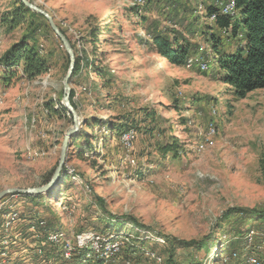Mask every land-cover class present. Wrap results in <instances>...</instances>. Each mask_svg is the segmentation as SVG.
I'll return each mask as SVG.
<instances>
[{"label": "rangeland", "instance_id": "1", "mask_svg": "<svg viewBox=\"0 0 264 264\" xmlns=\"http://www.w3.org/2000/svg\"><path fill=\"white\" fill-rule=\"evenodd\" d=\"M16 1L0 0V16ZM28 1L52 18L73 66L77 57L88 65L67 78L75 125L63 105L70 57L47 18L37 13L31 29L0 22V191L44 186L74 129L50 188L0 199L4 211L15 209L22 219L5 228L0 216V232L27 237V223L38 219L71 245L85 233L121 238L113 259L98 260L85 247L67 264H264V88L236 98L203 56L209 46L200 33L189 35L212 23L206 6L229 0ZM31 30L47 72L4 81L3 56ZM151 32H175L196 45L190 65H169L149 45ZM222 44L228 51L236 45L224 37ZM90 65L101 67L104 78ZM124 120L133 128L111 133ZM126 133L133 136L129 146L121 141ZM171 136L182 151L161 158L156 146ZM171 239L201 247L178 249L169 261ZM28 244L22 238L12 251L0 246V264H65L55 247L46 248L55 249L46 259L43 248L31 251Z\"/></svg>", "mask_w": 264, "mask_h": 264}, {"label": "trees", "instance_id": "2", "mask_svg": "<svg viewBox=\"0 0 264 264\" xmlns=\"http://www.w3.org/2000/svg\"><path fill=\"white\" fill-rule=\"evenodd\" d=\"M234 2L236 8L234 16L219 13L214 4L206 6L204 9L206 15L215 12V19L211 24L206 23L199 31L191 30L189 35L193 37L196 33H200L202 45L209 46L208 51L202 52L203 56L212 61L215 66L214 71L220 81L232 90L233 95L236 98H244L248 93L264 88V0H234ZM37 15L25 7L20 0H17L10 12L0 16V22L8 29L17 25H26L27 28L31 29L34 25L33 19ZM149 35L151 39L149 45L171 66L184 67L197 49L196 45L183 38L182 35L175 34V32H151ZM167 35H171V38H168ZM223 37L236 43L233 50L225 49L222 44ZM1 63L4 69L1 77L4 81H10L18 73L28 79H34L48 70V62L41 55L36 45L33 30L25 33L6 51ZM87 65V61L83 63L82 58L77 57L72 71L73 77L79 75L84 67L87 69ZM90 67L100 78H104V70L101 67H94L93 65ZM71 97L72 95L70 100ZM144 116L151 118L152 114L144 111ZM126 121L124 120V123L121 122L119 126L114 128L112 126L111 129L115 130V133L113 131L111 133L120 136L133 128V125ZM180 121L183 122V120ZM78 139H72L71 145L78 146ZM181 151V146L173 136L169 141L156 146V153L161 158H165L169 154L172 158H177ZM260 168L264 173V155L260 159ZM237 210L239 209H234L232 212L237 213ZM240 211H245L246 214L255 213L241 209ZM261 217L264 219V214ZM168 244H170L168 247L169 261L174 260V252L178 249L201 247L199 243L194 241L187 242L174 239H171ZM47 247L51 246H45L43 254L45 257L47 255V258L52 257L55 249L50 248L49 251L45 252ZM99 263L102 264V262Z\"/></svg>", "mask_w": 264, "mask_h": 264}, {"label": "bare ground", "instance_id": "3", "mask_svg": "<svg viewBox=\"0 0 264 264\" xmlns=\"http://www.w3.org/2000/svg\"><path fill=\"white\" fill-rule=\"evenodd\" d=\"M216 7L218 8L219 13H221L223 15L234 16L236 14V8H235L234 0H229L225 3L218 4ZM210 17H211V21H213L216 17L215 12L212 13L210 15ZM190 62H191V59L188 60L187 66L190 65ZM132 138H133V136L130 133H126L122 136L121 141L123 142V145L129 146V143H130ZM5 203H6L5 201L0 203V216L3 218L2 220H3L4 227L9 228L8 224L11 221H13V219L15 217H17V219L14 220V222H13V224L15 223V225H16V223L21 222L22 219L19 217V214L15 209H11L10 211H4V207L6 205ZM8 214H12L13 217L12 218L8 217ZM23 221H25V220H23ZM27 224L28 225H27L26 229L23 231L24 232L23 235L31 236V241H33V242L30 244L34 245L33 248L31 249V251L41 252V250H43L42 248H44V245H47V246L49 245L51 247H55L57 251L61 252L60 258L61 259L64 258L63 259L64 261L63 260L62 261L65 263L69 262V260L72 257L74 258V257L79 256V254L82 253L81 251L83 249H85V247H87V249L91 252V254L93 255L94 258L108 259V260L113 259L115 256H117L121 250V243H122L120 240L121 238L118 236H113L112 234L108 235L107 237H100L94 233V234H92V236H90L86 239L84 244H83V241H79L77 238H75L76 239L75 243L73 242L74 245H71L69 243L70 240L66 239V236L63 232L56 231V230L55 231L48 230V228H47V226L43 220L36 219V220L29 221ZM82 234H84V233H82ZM18 235L22 236L21 234H18ZM43 241H46V242H43ZM21 243H22V241L20 242L19 237L17 238L16 235L15 236H9L8 234L6 235L4 232L3 233L0 232V246H5V245L9 244L12 248H9L8 250L12 251V250H14L15 245H17V248H18ZM28 243H29V241H28ZM30 244H28L27 247H30L31 246ZM8 250L5 253H3L2 256H4L8 252ZM10 252H9V254H10ZM45 252H47V251H45ZM20 255H21V253H20ZM46 259H47V255H46ZM49 263H51V262H49ZM248 264H258V260H256V259L255 260H249Z\"/></svg>", "mask_w": 264, "mask_h": 264}, {"label": "water", "instance_id": "4", "mask_svg": "<svg viewBox=\"0 0 264 264\" xmlns=\"http://www.w3.org/2000/svg\"><path fill=\"white\" fill-rule=\"evenodd\" d=\"M20 1L22 2V4L25 7H27L31 11L39 13V14L43 15L45 18H47L48 23H49L52 31L61 39L62 44H63L66 52L68 53V55L70 57L69 74H68V76L66 77V79L64 81V91H65V93H64V96H63V105L66 108V110L69 111L72 114L73 121H74V123L76 125V114H75V111L73 110L72 105L70 104V100H69L70 88H69L68 83H67V78L70 76V73H72L73 68H74V66H73L74 65V58H73V54H72V51L70 49V46H69L68 42L66 41V39L61 34V32L56 27V25L54 24L52 18L46 12H44L42 9L38 8L33 3L29 2L28 0H20ZM73 132H74V129H71L65 135V137L63 138L62 146H61V158H60V161H59L58 166L55 169L53 175L51 176L49 181L44 186H41V187H38V188H27V189H13V188L5 189V190L0 191V199L2 197H4V196L8 195V194H13V193L29 194V195L42 194L48 188H50L58 179V175H59L62 163H63V157H64V153H65V148H66L68 136L71 133H73Z\"/></svg>", "mask_w": 264, "mask_h": 264}, {"label": "built area", "instance_id": "5", "mask_svg": "<svg viewBox=\"0 0 264 264\" xmlns=\"http://www.w3.org/2000/svg\"><path fill=\"white\" fill-rule=\"evenodd\" d=\"M229 16V15H228ZM20 242L22 241V238H24L25 241H29V244L32 243L33 241H31V236H27V237H19ZM79 241H83V244L85 243L86 239H87V235H76V237Z\"/></svg>", "mask_w": 264, "mask_h": 264}]
</instances>
